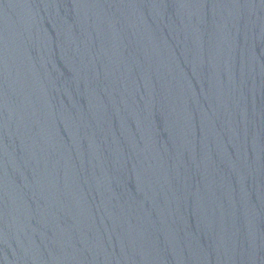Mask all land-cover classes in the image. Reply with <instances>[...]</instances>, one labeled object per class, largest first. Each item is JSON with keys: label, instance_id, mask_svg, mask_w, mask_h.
<instances>
[{"label": "water", "instance_id": "95a60500", "mask_svg": "<svg viewBox=\"0 0 264 264\" xmlns=\"http://www.w3.org/2000/svg\"><path fill=\"white\" fill-rule=\"evenodd\" d=\"M0 264H264V0H0Z\"/></svg>", "mask_w": 264, "mask_h": 264}]
</instances>
